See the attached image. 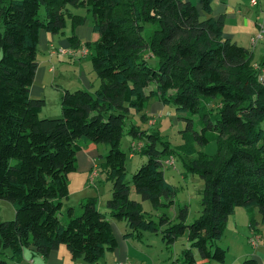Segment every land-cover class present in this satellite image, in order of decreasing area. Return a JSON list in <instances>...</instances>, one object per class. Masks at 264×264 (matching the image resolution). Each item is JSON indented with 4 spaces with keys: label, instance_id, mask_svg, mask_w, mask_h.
<instances>
[{
    "label": "trees",
    "instance_id": "16d2710c",
    "mask_svg": "<svg viewBox=\"0 0 264 264\" xmlns=\"http://www.w3.org/2000/svg\"><path fill=\"white\" fill-rule=\"evenodd\" d=\"M212 1L199 0L201 14L189 0H0V199L14 208L12 219L0 221V264H7L5 250L20 261L26 248L46 257L60 244L73 260L93 264L117 246L110 217L125 220L130 230L124 237L156 232L168 222L165 212L158 221L145 217L140 201L130 197L133 187L153 206L174 202L175 187L162 169V160L174 151L151 127L156 124L147 112L151 98L172 102L182 113L178 151L186 168L204 180L199 216L185 223L182 207L179 222L162 231L167 243L187 231L202 260L184 250L183 263L224 260L215 241L236 207L248 211L250 225L264 223V80L252 51L224 36L223 19L211 15ZM68 5L92 13L97 37L85 45L99 85L93 91L64 89L61 114L40 117L44 99L30 95L39 34L62 33L68 16L67 38L77 46L73 29L83 17ZM132 113L147 127L128 119ZM124 133L142 142L136 152L146 156L131 184L120 148ZM210 141L216 143L214 153L198 149ZM97 143L108 147L98 161L111 186L107 212L97 208L95 197H86L78 214L66 208L62 223L58 213L68 197L76 153ZM240 264L258 262L247 256Z\"/></svg>",
    "mask_w": 264,
    "mask_h": 264
},
{
    "label": "crops",
    "instance_id": "0c3cea01",
    "mask_svg": "<svg viewBox=\"0 0 264 264\" xmlns=\"http://www.w3.org/2000/svg\"><path fill=\"white\" fill-rule=\"evenodd\" d=\"M189 1L195 4L199 13L202 14L199 0ZM68 11L79 15L69 7ZM211 15L223 19L224 36L250 49L253 53L254 63H264V41L258 39L254 44L251 41L259 25H264V0H259L254 5L250 4L249 0H213ZM81 26L82 24L73 29V33L79 41L77 46H73L67 38L72 33V29L71 33H69L67 25L62 33L40 31L37 68L30 86V95L44 99V106L40 111L41 116L55 117L61 114L59 101L64 89L93 91L99 85V79L91 66V49L85 45L86 41H93L97 34L89 27L91 26L90 23L89 26L85 25V28H80ZM81 46H85L86 51H76V48ZM150 87L147 89H150ZM147 112L148 114H154L151 117H155L156 123L161 121V127L167 124L168 119L163 114L164 104L157 98L150 99ZM260 125L264 129V120L260 122ZM134 154L128 156L133 158ZM101 155H104V153L98 148V144L77 151V167L75 171L68 175V190L69 195L73 190L80 193L78 200H83L86 197H95L97 208L100 211L107 212L106 200L110 196L111 186L98 165ZM110 221L117 239V246L114 250H107L93 264H114L117 260L130 262L132 259L130 254L133 247L128 243V237L123 235L128 232L123 233V228H125L126 224L122 221L118 223L117 219L112 217H110ZM260 227L261 225L254 224L252 226L248 222L247 235L251 231L259 233ZM260 245H263L261 247L264 250V244ZM247 256H253L258 264H264L263 252L256 249L254 252L248 249L243 250L231 264H237L240 259ZM11 261H13V264H81L80 261L72 259L69 250L65 248L64 244H60L46 257L40 255L33 248H26L20 261ZM197 262L201 263L200 261Z\"/></svg>",
    "mask_w": 264,
    "mask_h": 264
},
{
    "label": "rangeland",
    "instance_id": "374dc122",
    "mask_svg": "<svg viewBox=\"0 0 264 264\" xmlns=\"http://www.w3.org/2000/svg\"><path fill=\"white\" fill-rule=\"evenodd\" d=\"M68 7L71 8L73 12L78 13L83 17V22L77 24L76 26L82 24L80 28H85V25L89 26V23L90 25L92 24V13L91 11H88L85 6L68 5ZM40 13H44L43 8L40 9ZM71 24V18L66 16L65 26L67 25L69 33H71ZM89 27L91 28V26ZM151 28H153V25H147V29ZM148 61L152 65L156 64L152 57H149ZM163 114H165L168 119L167 124L161 127V121H157V123L151 127L154 129L157 128L161 132V135L163 136L161 137L162 141L167 142L169 148L172 149L175 153H172V156L174 157V166H165L164 164L162 166L165 178L175 187V195L173 197L174 202L168 207L153 206L147 199H142L140 195L134 191L133 187H131L130 197L140 201L145 217L158 221L159 214L162 212H165L169 217L168 222L160 225L156 232L141 231L139 236H128V243L131 245V247H133L132 253L130 254V256L132 257V259L130 260L131 264H184L183 261L186 258L184 250H189L193 257L198 260H202L197 253V249L188 240L187 231H184L182 234L176 236V239L173 243L165 242L162 236V231L168 230L170 227L176 225L179 222L178 213L180 211V208L185 207V223H189L199 216L200 197L202 195L204 185V180L197 171H191L186 168L183 162L184 160L181 159L180 152L178 151L179 146L183 142L180 129L184 126V121L179 118V115H182V113L177 112L174 104L171 102L164 104ZM153 115L154 114H150V116ZM39 116L47 117L41 116L40 112ZM128 119L138 121L140 124L142 123L138 117V114L135 113L130 114L128 116ZM141 125L144 128L147 127V125L144 123ZM131 141V136L128 133H124L120 142V148L126 152L125 179L130 184L132 173L146 160V156L144 154L136 151V153L134 152L135 154L133 158H130L128 156ZM97 144L98 148L105 154L108 149L107 145L105 143ZM162 146L163 143L160 142L158 144V147ZM198 149L204 153L212 154L216 151V143L214 141H210L202 146H199ZM167 156L168 155H166V157ZM79 196L80 193L73 190V192L71 191L70 195L68 193V197L63 200V203L65 204L62 206L61 210L58 213V216L62 223H64L67 219L66 208L68 206L74 208L75 215L80 212V203L82 201L78 200ZM253 214L255 219L259 220V215L255 208L253 209ZM13 217L14 208L12 204L10 203V201L1 198L0 221L9 220ZM117 221L118 223L119 221H122L126 224L125 228H123V233L130 230L124 219H117ZM248 222V211L244 207H236L234 211L228 215L220 239L215 241V244L225 251L224 260H210L208 262L201 261V263L197 262L195 264H231L236 256H238L245 249H248L252 252H254V250L256 249L263 252L264 254V250L261 247L263 245H260L262 243L264 244V223H257L258 226L261 225V227L259 228L260 234L258 233L260 235V243L253 247L248 242V236L250 235H247ZM64 246L65 248H67L65 244ZM8 253L9 250H5V253H3L2 256L6 259L7 264H13V261L11 260L14 259L9 258L7 255ZM241 260L242 259H240L237 264H240ZM78 261H80L81 264H87L82 260Z\"/></svg>",
    "mask_w": 264,
    "mask_h": 264
},
{
    "label": "built area",
    "instance_id": "2783aa9c",
    "mask_svg": "<svg viewBox=\"0 0 264 264\" xmlns=\"http://www.w3.org/2000/svg\"><path fill=\"white\" fill-rule=\"evenodd\" d=\"M259 0H249V3L254 5L258 2ZM261 39L264 41V25L260 24L257 31L254 33V35L251 38L252 43L254 44L256 40ZM64 51V50H61ZM76 51H86L85 46H81L80 48H76ZM254 67L259 68V75L258 78L260 80H264V64L259 66L258 63H254ZM154 119H151L150 123H152ZM142 142L140 140H132L130 142L129 146V155L134 154L135 151L139 150L141 147ZM162 164L165 166H174V157L172 155L166 157L165 159L162 160ZM260 235L258 232L251 231L250 235L248 236V242L251 246L255 247L259 243ZM79 264V263H77ZM114 264H130L128 261H115Z\"/></svg>",
    "mask_w": 264,
    "mask_h": 264
}]
</instances>
